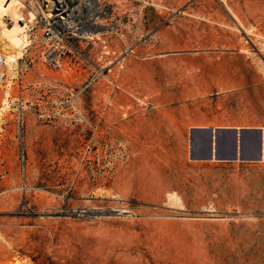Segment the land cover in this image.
<instances>
[{"label": "rangeland", "instance_id": "374dc122", "mask_svg": "<svg viewBox=\"0 0 264 264\" xmlns=\"http://www.w3.org/2000/svg\"><path fill=\"white\" fill-rule=\"evenodd\" d=\"M102 2L81 47L114 69L95 82L82 59L51 69L17 6L29 43L0 86V264H264V161L197 160L188 134L207 122H184L264 114V0Z\"/></svg>", "mask_w": 264, "mask_h": 264}, {"label": "built area", "instance_id": "2783aa9c", "mask_svg": "<svg viewBox=\"0 0 264 264\" xmlns=\"http://www.w3.org/2000/svg\"><path fill=\"white\" fill-rule=\"evenodd\" d=\"M34 14L35 26L41 30L40 43L45 63L53 70H61L68 60L82 59L94 66L95 77H111L112 63L94 65L81 44H90L100 29V21L107 16V5L102 0H18ZM102 58L113 57L116 51L103 41ZM128 51L125 52L127 54ZM123 57L117 58V67H123Z\"/></svg>", "mask_w": 264, "mask_h": 264}, {"label": "crops", "instance_id": "0c3cea01", "mask_svg": "<svg viewBox=\"0 0 264 264\" xmlns=\"http://www.w3.org/2000/svg\"><path fill=\"white\" fill-rule=\"evenodd\" d=\"M217 104L228 110L223 100ZM203 120L188 134L189 149L197 160L212 158L223 162L264 161V114L218 111L184 113V122Z\"/></svg>", "mask_w": 264, "mask_h": 264}, {"label": "bare ground", "instance_id": "6f19581e", "mask_svg": "<svg viewBox=\"0 0 264 264\" xmlns=\"http://www.w3.org/2000/svg\"><path fill=\"white\" fill-rule=\"evenodd\" d=\"M19 5L22 4L18 0H0V86L6 82L7 73H15L18 59L22 58L29 43L25 34L26 18L17 8ZM5 17L11 19L10 28L5 24ZM31 17L33 21V12Z\"/></svg>", "mask_w": 264, "mask_h": 264}, {"label": "water", "instance_id": "95a60500", "mask_svg": "<svg viewBox=\"0 0 264 264\" xmlns=\"http://www.w3.org/2000/svg\"><path fill=\"white\" fill-rule=\"evenodd\" d=\"M211 157H212V154H211Z\"/></svg>", "mask_w": 264, "mask_h": 264}]
</instances>
